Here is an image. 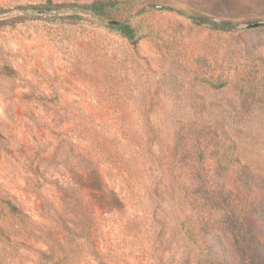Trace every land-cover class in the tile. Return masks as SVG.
Wrapping results in <instances>:
<instances>
[{
  "label": "rangeland",
  "instance_id": "1",
  "mask_svg": "<svg viewBox=\"0 0 264 264\" xmlns=\"http://www.w3.org/2000/svg\"><path fill=\"white\" fill-rule=\"evenodd\" d=\"M263 23L264 0H0V264H264Z\"/></svg>",
  "mask_w": 264,
  "mask_h": 264
},
{
  "label": "trees",
  "instance_id": "2",
  "mask_svg": "<svg viewBox=\"0 0 264 264\" xmlns=\"http://www.w3.org/2000/svg\"><path fill=\"white\" fill-rule=\"evenodd\" d=\"M105 5L104 3H99L97 5H91V6H86L85 8L92 11L95 14H98L100 16H104L105 15ZM115 27H117L119 29V31L128 39H133L134 38V32L133 30L127 26V25H122L120 23H116ZM242 168L246 169L245 166H242ZM245 174V172H244ZM246 174H249L246 172ZM89 181L91 183V186L95 189L98 190L99 187L101 186V182L100 179L95 176V174H91Z\"/></svg>",
  "mask_w": 264,
  "mask_h": 264
},
{
  "label": "water",
  "instance_id": "3",
  "mask_svg": "<svg viewBox=\"0 0 264 264\" xmlns=\"http://www.w3.org/2000/svg\"><path fill=\"white\" fill-rule=\"evenodd\" d=\"M111 24H116L117 22L116 21H109ZM262 23H254V24H247L245 25L246 27H253V26H258ZM264 24V23H263Z\"/></svg>",
  "mask_w": 264,
  "mask_h": 264
}]
</instances>
